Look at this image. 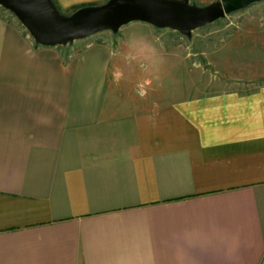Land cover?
<instances>
[{
    "label": "crops",
    "instance_id": "obj_1",
    "mask_svg": "<svg viewBox=\"0 0 264 264\" xmlns=\"http://www.w3.org/2000/svg\"><path fill=\"white\" fill-rule=\"evenodd\" d=\"M131 29L50 47L0 15V264H264V84L119 101L124 55L179 60Z\"/></svg>",
    "mask_w": 264,
    "mask_h": 264
},
{
    "label": "rangeland",
    "instance_id": "obj_2",
    "mask_svg": "<svg viewBox=\"0 0 264 264\" xmlns=\"http://www.w3.org/2000/svg\"><path fill=\"white\" fill-rule=\"evenodd\" d=\"M191 1L206 5L216 0ZM63 13L67 14L65 11ZM0 15L7 16L27 31L15 15L2 6ZM143 24L146 23L132 22L125 25L128 30L117 33V41L127 43L130 48L131 37L138 36L131 28ZM157 30L161 43L166 45L170 55H175L179 60L169 59V62H165L157 56L152 60L142 57L133 60V54L129 51L119 64V101L126 100L124 95L127 91H132L136 96L139 86L148 90L150 86L146 85L144 79L152 75L165 77V87L161 84L155 93L164 89L169 90L170 96L189 95L196 90H248L264 84V0L196 29L192 38L171 29ZM105 34L113 36L110 35L112 33H99L85 39V43L98 40Z\"/></svg>",
    "mask_w": 264,
    "mask_h": 264
},
{
    "label": "water",
    "instance_id": "obj_3",
    "mask_svg": "<svg viewBox=\"0 0 264 264\" xmlns=\"http://www.w3.org/2000/svg\"><path fill=\"white\" fill-rule=\"evenodd\" d=\"M263 0H216L199 5L191 0H107L63 13L54 0H0L37 44L64 46L104 31L118 33L132 22L169 28L192 38L196 29Z\"/></svg>",
    "mask_w": 264,
    "mask_h": 264
},
{
    "label": "trees",
    "instance_id": "obj_4",
    "mask_svg": "<svg viewBox=\"0 0 264 264\" xmlns=\"http://www.w3.org/2000/svg\"><path fill=\"white\" fill-rule=\"evenodd\" d=\"M54 2L56 3V5L58 6V8L63 12L64 10L61 9L59 3L57 2V0H54ZM106 2V1H105ZM104 2H99V3H90V4H83V5H78V6H73L72 8H70L69 10L65 11L67 14H71L72 12L76 11L77 9L83 7V6H87V5H97V4H102Z\"/></svg>",
    "mask_w": 264,
    "mask_h": 264
}]
</instances>
